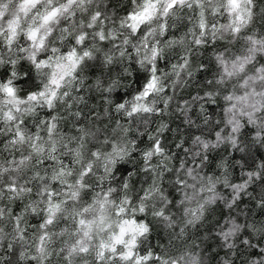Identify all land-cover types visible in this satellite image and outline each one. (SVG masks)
I'll return each mask as SVG.
<instances>
[{
    "label": "clouds",
    "instance_id": "1",
    "mask_svg": "<svg viewBox=\"0 0 264 264\" xmlns=\"http://www.w3.org/2000/svg\"><path fill=\"white\" fill-rule=\"evenodd\" d=\"M0 264H264V0H0Z\"/></svg>",
    "mask_w": 264,
    "mask_h": 264
}]
</instances>
